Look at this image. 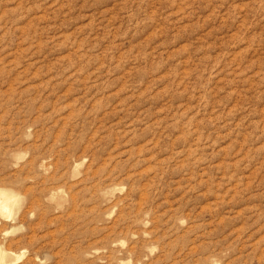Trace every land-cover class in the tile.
<instances>
[{
    "label": "rangeland",
    "instance_id": "obj_1",
    "mask_svg": "<svg viewBox=\"0 0 264 264\" xmlns=\"http://www.w3.org/2000/svg\"><path fill=\"white\" fill-rule=\"evenodd\" d=\"M0 187L13 264H264V0H0Z\"/></svg>",
    "mask_w": 264,
    "mask_h": 264
},
{
    "label": "bare ground",
    "instance_id": "obj_2",
    "mask_svg": "<svg viewBox=\"0 0 264 264\" xmlns=\"http://www.w3.org/2000/svg\"><path fill=\"white\" fill-rule=\"evenodd\" d=\"M17 205V196L10 188L0 187V214L9 217L14 213V208ZM13 215V214H12ZM5 249V248H3ZM0 247V264H10L15 262L19 256L7 260L8 253ZM13 254V253H12ZM10 255V254H9ZM13 256V255H12ZM13 264V263H12Z\"/></svg>",
    "mask_w": 264,
    "mask_h": 264
}]
</instances>
